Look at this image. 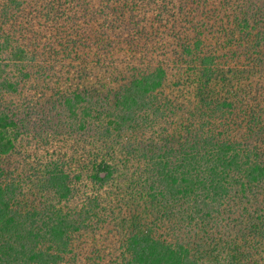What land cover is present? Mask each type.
Here are the masks:
<instances>
[{"label":"trees","instance_id":"trees-1","mask_svg":"<svg viewBox=\"0 0 264 264\" xmlns=\"http://www.w3.org/2000/svg\"><path fill=\"white\" fill-rule=\"evenodd\" d=\"M0 264H264V0H0Z\"/></svg>","mask_w":264,"mask_h":264},{"label":"rangeland","instance_id":"rangeland-1","mask_svg":"<svg viewBox=\"0 0 264 264\" xmlns=\"http://www.w3.org/2000/svg\"><path fill=\"white\" fill-rule=\"evenodd\" d=\"M242 244H246V243H242ZM248 261L247 259L244 260V262Z\"/></svg>","mask_w":264,"mask_h":264}]
</instances>
